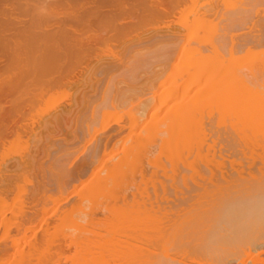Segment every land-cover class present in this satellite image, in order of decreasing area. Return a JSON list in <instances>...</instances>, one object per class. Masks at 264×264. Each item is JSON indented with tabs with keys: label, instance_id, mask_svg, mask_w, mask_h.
<instances>
[{
	"label": "rangeland",
	"instance_id": "374dc122",
	"mask_svg": "<svg viewBox=\"0 0 264 264\" xmlns=\"http://www.w3.org/2000/svg\"><path fill=\"white\" fill-rule=\"evenodd\" d=\"M263 4L264 0H0V262L12 256L18 240L19 247L25 241L26 249L16 256L25 252L26 259L32 257V248H46L44 236L60 229L63 213L76 209L77 203L85 204L84 213L77 211L82 213L77 220L86 219L78 221L82 230L66 222L65 232L57 233L59 239L51 237L53 244L71 240L67 237L74 233L89 237L91 211H96L92 220L99 221V227L109 224L108 217L115 219L118 208L163 217L171 210V199L184 192L180 186L178 191L170 188V177L183 173L189 162L199 166L204 158V164L220 173L217 154L206 152L216 160L200 158L195 151L189 155L190 145L196 151L226 147L233 116L248 103L250 79L264 76ZM241 97L242 105L237 103ZM191 129L197 136L201 131L199 138L191 139ZM107 166L118 172L109 174ZM92 193L97 196L94 205ZM67 242L60 247L71 251ZM34 252L42 256L44 251Z\"/></svg>",
	"mask_w": 264,
	"mask_h": 264
},
{
	"label": "bare ground",
	"instance_id": "6f19581e",
	"mask_svg": "<svg viewBox=\"0 0 264 264\" xmlns=\"http://www.w3.org/2000/svg\"><path fill=\"white\" fill-rule=\"evenodd\" d=\"M263 6H264V4H263ZM194 18H195V16H194ZM196 19H197V17H196ZM192 24L197 25V23H192ZM190 26H192V25H190ZM193 27L195 28V26H192L191 29ZM262 50H263V48H262ZM263 51H260L261 55H263L261 53ZM247 52L248 51H246L245 53H247ZM255 52H253V53H255ZM257 53H259V51ZM257 53H255V54H257ZM202 56H203V54H202ZM204 57H205V55H204ZM258 57H259V55H258ZM262 57L260 56L259 58H262ZM256 58H257V56H256ZM263 60H264V58H263ZM259 62H260V60H259ZM202 63H203V61H202ZM246 65H247V63H246ZM251 65H252V63H251ZM257 65H259V64L257 63ZM254 67H256V66H254ZM216 69H215V71H216ZM260 69H264V67L262 66ZM257 70H258V68L256 69V71ZM206 72H208V71H206ZM249 72L251 73V71H249ZM208 73H206L205 75H207L209 77ZM250 73H248V74L250 75ZM189 75H190V73H189ZM198 76H197V78H198ZM189 77L191 78V76H189ZM192 77H193V79L194 78L196 79L195 72H194V75ZM260 77H261V79H258L259 77L257 78V76H254V78L256 79V80H254V82H252V80L250 79L249 84L250 83H252V84H250V87L248 86V88H250L249 89V96L248 97L245 96V99L248 102L247 103L245 101L247 103V105L244 103L243 108H241V106H239V104L240 105L243 104L242 100H245L243 97H241L242 99L240 98L241 101H239V99H238V102L236 101L237 103H239V102L240 103L238 105L236 104L235 107L237 108V106H239L241 109L238 110V114H235V116H233L232 126L230 125L231 128L228 130L229 132L226 130L227 131V137H225V140L228 144V147H227V144H226V147H225V145H224V147H222L221 144H219V147L218 146L217 147H208V148L203 147V148H205V150L208 149L207 151H205L203 148H200V150L198 149V151H196L197 147H195V146L193 147L194 144L190 145V147L192 146L191 148L192 149L196 148V150L195 149L192 150L189 147L190 148L189 152L192 151V152H190L189 155L193 154V152L195 151L194 152L195 155L196 156L199 155L200 158L202 155H204V157L207 156L209 154L210 150L213 151V153L211 155L217 154V156L220 158L217 159L218 162L217 161H215V162L216 163L221 162L222 165H221V163L219 164L221 166L216 168V172L218 170V171H220V173L217 172L218 174H216L215 171L213 170L212 166L209 167V165L204 164L206 162H202V160L204 159L203 156H202L203 159H201V162H200V163H203L202 164L203 168H202L201 172H200V168L198 169V167H202L200 165V163H197V164H199V166H198L192 162L191 163L189 162L188 164H185V166H184L185 168L183 170L184 171L183 173H181L179 171L180 175L176 173L177 175H175V176L172 175L170 177L171 178V181L169 180L170 188H173V190L174 189L177 190V187L180 186V188L178 187V189H181V187H182L184 189L183 190L184 192L182 191L183 195L174 199V201H172L173 199H171L170 204L167 201L169 205H172V202H173V205H172L170 211L167 212V210H165L166 212H164L163 217L161 216L162 218L157 217V216L153 217L154 216V215L152 216L153 212L150 209L149 210L152 212L151 214H149L148 212H145V211L144 212L143 211H133L135 209L131 210V212H127V210H124V212H123V209H122L123 207H122L121 208L122 211H120L118 208L117 213H119V214L116 213V210H115V212L113 211L111 213V215H113L114 213L117 214L116 215L117 217H115V219L114 218L112 219V217L110 219H108L109 217L107 216L108 218L106 219L105 222H107V220H110L109 224L107 222L108 225L103 226V227H101V226L99 227L97 225L99 221H93L92 220L93 219L92 217L95 218L94 214L96 213V211H91L88 215L91 219V222H93L94 224H91V222H89V221L88 222L90 224H87L89 226H87L85 224L87 226V227L85 226L87 229L90 228L89 233H88L87 229H84L85 227L83 226V229L86 230V231H84V233L87 232L90 235L89 237L84 236L85 238H82L83 235H81V238H80L77 235V233H74V235L76 234L75 236L67 237V235L64 233L66 229L62 227V225L65 226L66 222H70L69 223V224H71L70 227H72L73 230L74 229H77V230L81 229L79 227H82V226H79L80 223H78V221L82 222V220L81 219L77 220V218L80 217L82 213H80V215H79V213H77V211L83 212L82 210H84V209L81 206L84 203L82 202L81 205H78L80 203L76 202L77 203V207H75L76 209L72 208V210L69 209L68 212L66 211V213H63L62 218L59 220L60 223H59L58 227H60V229L58 228V229L54 230L55 225L52 224V225H54L53 229H52V226L50 225L51 229L54 230V233L51 235L52 230H50L51 232H46L47 233L46 235H51V236H48L47 238L44 236L45 242L47 241V243H46L47 249L44 247L45 249L43 248L40 250L37 246V249L35 247L36 252H34L33 251L34 248H32V247L35 245L32 244L33 243L32 240H31V244L33 246L30 247V244H29L30 240H28L27 237H24V235L22 236L28 240L27 241L25 239L27 242H29L28 247L33 249V250H31L32 257L34 255L32 252L38 254L42 250L44 251L41 253V254H43L42 255L43 258H41L42 256H40V254H38V256H40V258H38V256L34 255V257L37 258L36 262L32 259L31 256L30 257L27 256V258L28 257L31 258V260H33L35 262L34 264H264V79H263L264 76L260 75ZM193 79H192V81H193ZM241 81H243V80H241ZM188 82H190V81H188ZM188 82H187V84L190 85V83H188ZM243 83L246 84V82H242L240 84H243ZM192 84H193V82H192ZM209 84H211V83L209 82ZM237 85L239 86L238 83H237ZM186 87H187V85H186ZM215 87H216V84H215ZM212 88L214 89V84H213ZM220 88L217 87V89H220ZM241 88H242V86H241ZM245 88H247V87H245ZM222 89H225V86ZM243 90H244V88H243ZM205 91H206V89H205ZM230 92H231V90H230ZM211 95H213V94H211ZM215 96H217V95H215ZM234 97H236V96H234ZM231 98L229 100H231ZM236 98H238V97H236ZM247 98H249V101ZM231 102H234V101H231ZM232 106H234V105L232 104ZM236 108H234V109H236ZM212 118H213V116H212ZM190 124H189V126L193 127V125H190ZM219 125L221 126L222 124H219ZM226 128H228V127H226ZM226 128H224V130ZM191 130H192L191 132H194L193 131L194 129H191ZM196 130H197V128L195 129V131ZM194 133H192V134H194ZM195 134H194V136L193 135L191 136V133H190L189 136L192 137L191 139H193V137H195V136L199 138L201 131L198 134V136H197V132ZM206 134L208 135V133H206ZM219 134L221 136L222 133H219ZM225 134L226 133H223V135H225ZM203 135L205 136L204 133L202 134V136ZM221 137H223V136H221ZM221 137L218 139V141L221 139ZM221 141H223V140H221ZM138 143H141V142H138ZM219 143H221V142H219ZM136 145H138V144H136ZM146 147H148V146L146 145ZM164 147H167V146H164ZM165 149H163L164 152H165ZM144 150L146 151V149H144ZM206 152L208 154H206ZM186 156H187V154H186ZM196 156H194V159L196 162H199L200 159L198 158L199 160L197 161ZM207 157H205V158L207 159ZM209 157H210V160H211V158H212V160H214L216 158L213 156L212 157L209 156ZM221 158L223 160L227 159L228 160L227 162L228 163L230 162L231 165L229 167L225 166L226 163L224 162L225 164H223V160H220ZM224 161H226V160H224ZM215 162H214V164H215ZM105 164L107 165V162ZM101 165H103V164H101ZM124 165L121 164V167ZM108 168H110L112 170L114 167H108ZM116 169H115V171H116ZM118 169H119L118 174H120L121 173L120 168H118ZM127 169H128V167H127ZM111 170H109V172H110V173L108 172L109 174H116L118 172V170H117V172H115L113 170L111 172ZM203 170H204V172H203ZM99 172H101V171H99ZM109 174H107V175H109ZM106 179H108V178H106ZM106 181H103V183H106ZM103 183L100 184L101 187L105 186ZM107 183H108V181H107ZM136 187H137V185H136ZM98 188L100 190L107 189V188L104 189V187H102V189L100 187H98ZM98 188H96L97 191H98ZM176 190H175V192H176ZM129 191H130V189H129ZM163 191H164V189H163ZM94 192L98 196V193H96V191H94ZM125 192H127V190L124 191V194H125ZM102 194L103 193H101V195ZM96 195L93 194V197H91L93 199V200H91L92 202L94 200H96V198H97ZM163 195H165V194L163 193ZM125 196H124V198H125ZM63 199H65V198H63ZM118 199L120 200V198H118ZM126 199H127V197H126ZM134 199H135V197H134ZM123 200H125V199H123ZM104 201H105V198H104ZM146 201H147V199H146ZM162 201H164V200L162 199ZM129 202H127V203H129ZM85 203L87 204V202H85ZM63 204H64V202H63ZM155 204H157V203H155ZM168 204H165V205L167 206ZM93 205H94V202H93ZM96 205H97V203H96ZM127 205H124V206H126V209H127ZM135 205H138V204L133 203L132 206L136 207ZM146 205H147V202H146ZM98 206H97L98 207L97 209L100 208L101 209L100 212L104 211V210H102L103 208H105V207H103V205L101 206V204L100 205L98 204ZM132 206H129V210L132 208ZM87 207H88V205H87ZM87 207H86V209H87ZM59 208L60 207L58 205L57 209H59ZM141 208H143V207H141ZM65 210H62V211H65ZM88 210H90V209H88ZM144 210H146V209H144ZM58 211H60V210H58ZM43 213H44V211H43ZM75 213H76V215H75ZM52 214L54 215V213H52ZM53 215H52V217H53ZM88 215H87V217H88ZM73 216H77V217H73ZM87 219H89V218H87ZM84 220H86V219L84 218ZM84 220H83V222H86ZM47 221H49V220H47ZM96 222H97V224H96ZM43 224H44V222H43ZM90 225H91V227H90ZM95 225H97L98 227H96ZM42 226H44V225H42ZM49 229H50V227H49ZM17 230L20 231V229H17ZM55 231H57V232L55 233ZM58 231H61V232L64 231L63 232L64 235L69 239L71 238V240L65 241V242L70 241L69 243L67 242V244H71V246L73 247V248H71L72 249L71 251H70V249L64 250L60 247L61 244L64 245L65 242H63L61 244L60 243L58 244L56 242L57 246H55L56 243L53 244L55 242V240L53 239V241H52V238L57 239L58 235H61V234L57 235V233H61ZM31 232H32V230H31ZM73 232H76V230ZM48 233H50V234H48ZM81 233L84 234L83 231H81ZM55 234H56V236H54ZM40 235L42 236L43 234L40 233ZM34 236H37V235L35 234ZM61 237L64 238L63 236H60V238ZM24 238H23V240H24ZM30 238H31V236H29V239ZM48 238H50V239L47 240ZM40 239H42V238L40 237ZM34 240H36V238ZM38 240H37V242L40 244L41 241L39 242ZM62 240H64V239H62ZM48 241H50V242H48ZM17 242L16 243L14 242L15 244H13L12 256H10L9 259L5 258L6 260L4 259V262L2 261V262H0V264H24L25 260L29 261V258L26 259L24 257L25 252L20 253V256H18V255L16 256V254L18 252L24 251V248L26 247V243L23 244L25 241H23V243H22V247H23V245H25L23 248L19 247V245H21L19 243H21V242H19V243H17ZM59 242H61V241H59ZM44 243L42 242V244H44ZM51 243H52V245H51ZM50 245H51V247L52 246L56 247V249L54 248L55 249L54 252L50 250ZM44 246H45V244H44ZM66 246L67 245L65 244V247H64L65 249H66ZM27 250H29V249H27ZM29 253L30 252H28V254ZM3 255H4V253H3ZM21 255H22V257H24V259L19 258V257H21ZM51 255H52V257H51ZM30 261L28 263H30ZM33 261L31 263H33Z\"/></svg>",
	"mask_w": 264,
	"mask_h": 264
}]
</instances>
